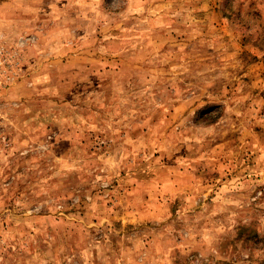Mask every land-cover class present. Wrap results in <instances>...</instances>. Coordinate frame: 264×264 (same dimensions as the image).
I'll return each mask as SVG.
<instances>
[{
  "label": "rangeland",
  "instance_id": "obj_1",
  "mask_svg": "<svg viewBox=\"0 0 264 264\" xmlns=\"http://www.w3.org/2000/svg\"><path fill=\"white\" fill-rule=\"evenodd\" d=\"M0 264H264V0H0Z\"/></svg>",
  "mask_w": 264,
  "mask_h": 264
}]
</instances>
